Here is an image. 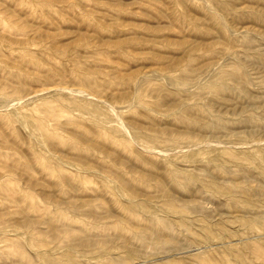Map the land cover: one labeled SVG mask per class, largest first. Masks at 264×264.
I'll use <instances>...</instances> for the list:
<instances>
[{
	"label": "rangeland",
	"instance_id": "1",
	"mask_svg": "<svg viewBox=\"0 0 264 264\" xmlns=\"http://www.w3.org/2000/svg\"><path fill=\"white\" fill-rule=\"evenodd\" d=\"M0 264H264V0H0Z\"/></svg>",
	"mask_w": 264,
	"mask_h": 264
}]
</instances>
